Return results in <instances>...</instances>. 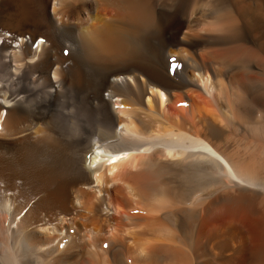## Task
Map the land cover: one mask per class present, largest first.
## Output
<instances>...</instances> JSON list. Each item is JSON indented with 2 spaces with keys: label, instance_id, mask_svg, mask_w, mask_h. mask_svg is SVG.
<instances>
[{
  "label": "bare ground",
  "instance_id": "6f19581e",
  "mask_svg": "<svg viewBox=\"0 0 264 264\" xmlns=\"http://www.w3.org/2000/svg\"><path fill=\"white\" fill-rule=\"evenodd\" d=\"M0 208V264H264V0H0Z\"/></svg>",
  "mask_w": 264,
  "mask_h": 264
},
{
  "label": "rangeland",
  "instance_id": "374dc122",
  "mask_svg": "<svg viewBox=\"0 0 264 264\" xmlns=\"http://www.w3.org/2000/svg\"><path fill=\"white\" fill-rule=\"evenodd\" d=\"M66 52V51H65ZM172 70H173V72H175V73H178L177 72V70H176V68L175 67H172ZM173 79H175L174 77H173ZM70 97H66L65 99L66 100H68V101H66L65 102V99H63L62 100V102H63V105H65V106H63V108L65 109V108H69V106L70 105H76V103L73 101V100H71V99H69ZM99 118V117H98ZM89 120V121H88ZM90 120H91V122H90ZM77 121V120H76ZM73 121V123L68 127V131H69V133H70V135H72L71 136V139L72 140H79V139H81V138H83V139H81L80 141L82 142L83 140H85L86 138H89L90 137V131L92 132L95 128H93V124H94V127H96L98 124H97V122L95 121V120H93V119H91V118H88L87 117V119H83V122H79V121ZM97 124H95L94 122ZM86 123V124H85ZM89 123V124H88ZM92 123V124H91ZM71 127V128H70ZM77 127V128H76ZM90 128V129H88L87 130V128ZM91 129H93V130H91ZM80 131H81V133H80ZM110 131V132H109ZM107 133H109L108 135L107 134H104L103 136H105V137H103V136H97V137H95V138H91V139H93V140H91L90 139V142H91V146H93L94 145V142H96V143H98L99 145H101L103 148H107L108 147V145L109 144H112V143H116V138L114 139V135H115V133H114V131H113V129L112 128H110V130H109ZM79 132V133H78ZM89 132V133H88ZM113 134H112V133ZM113 135H111V134ZM80 134L81 135H83V136H80ZM111 135V136H110ZM108 136V137H107ZM93 137V136H92ZM99 140H101L100 142H99ZM106 140V141H105ZM105 141V142H104ZM104 143H107V144H104ZM0 210H1V208H0ZM3 210V209H2ZM25 211H20L19 212V214H18V216H16L15 218H17V217H19V215H22L23 213H24ZM11 213V214H10ZM6 214H7V216H6ZM14 213H13V211H12V209H10L8 212H6L4 215L7 217V219H8V221L10 220V218H11V216L13 215ZM10 217V218H9Z\"/></svg>",
  "mask_w": 264,
  "mask_h": 264
}]
</instances>
